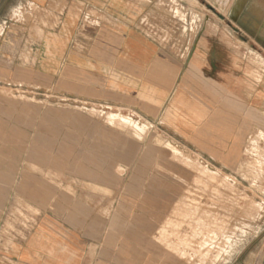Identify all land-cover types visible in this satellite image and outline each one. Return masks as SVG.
Listing matches in <instances>:
<instances>
[{
	"label": "rangeland",
	"instance_id": "obj_1",
	"mask_svg": "<svg viewBox=\"0 0 264 264\" xmlns=\"http://www.w3.org/2000/svg\"><path fill=\"white\" fill-rule=\"evenodd\" d=\"M66 1L58 17V12L47 11L49 0H0V241L11 231L22 235L34 222L35 210L20 203V179H65L78 185L106 176L108 183L117 178L120 184L123 242L137 244L145 264H264V0H138L149 6L139 12L134 33L182 61L201 35H236L224 21L227 16L217 15L214 7L244 5L241 18L246 24L241 28L257 47L245 45L244 55L252 62L257 84L253 98L259 101L252 99L256 109L247 126L239 124L232 152V140L223 147L187 140L163 122H149L116 103L122 91L114 71L101 96L25 83L26 69L20 62L40 69L44 61L48 70L52 64L57 70L83 59L63 60L64 51L56 57L53 51L63 43L46 35L38 51L28 41L33 54L28 49L21 60L18 43L8 49V32H16L13 38L18 39L27 22H40L45 33H65L66 28L68 46L76 55L82 54L83 35L93 38L106 25L119 29L111 16L114 11H108L106 24L97 26L102 19L96 10L104 12L102 6H109L110 0ZM38 28L34 34L42 35ZM9 50L16 59H4ZM36 162L48 169L35 167ZM69 185L66 190L72 193Z\"/></svg>",
	"mask_w": 264,
	"mask_h": 264
},
{
	"label": "crops",
	"instance_id": "obj_2",
	"mask_svg": "<svg viewBox=\"0 0 264 264\" xmlns=\"http://www.w3.org/2000/svg\"><path fill=\"white\" fill-rule=\"evenodd\" d=\"M64 4L68 1L49 0L47 11H56L60 17L57 10L63 7L64 12L67 7ZM107 4L110 5L102 6L104 12L96 10L102 19L97 26L106 24L110 16L108 11L122 12L117 17L111 13L119 29H109L106 25L104 29L99 28L101 30L93 38L83 35L82 54L75 55L73 48L68 46L66 28L65 33H45L44 25H38L40 22H27L18 39L13 38L16 32H8V49L10 43H18L16 52L21 60L29 51L33 54L34 49H29L27 42H34L38 51L46 35L59 45L63 43L62 47L54 46L56 57L64 51L63 60L83 59L82 63L67 64L57 70L52 68L53 64L48 70L44 61L40 62V69L20 62V68L26 69L25 83L51 86L66 93L101 96L110 83L108 75L114 71L116 84L122 91L116 103L133 108L149 122H163L167 130L187 140L194 139L212 147H223L232 140L231 152L234 151V142L239 136L236 130L240 123L242 127L250 123L256 109L253 103L259 101L253 98L257 84L252 62L247 54L244 55L247 49L257 48L256 40L241 28L246 24L241 18L244 5L236 2L230 7H214L218 15L227 16L224 21L236 35L199 36L187 62V59L182 61L172 55L164 46L134 33L139 12L149 4L138 3V0H110ZM38 27H42V35L34 34ZM235 38L242 44L236 43ZM34 55L39 56L37 52ZM4 56L8 60L17 58L11 50ZM5 71L10 76V70ZM36 144L33 153L37 155L39 144ZM35 167L48 169L37 162ZM116 179L108 183L105 176L94 181L82 180L78 185L66 184L70 180L65 179L50 183L42 178L20 179V203L35 210L34 222L22 235L11 231L3 236L0 264H145L146 259L139 253L142 249L137 244L123 242V196ZM68 185L73 188L72 193L66 190Z\"/></svg>",
	"mask_w": 264,
	"mask_h": 264
},
{
	"label": "flooded vegetation",
	"instance_id": "obj_3",
	"mask_svg": "<svg viewBox=\"0 0 264 264\" xmlns=\"http://www.w3.org/2000/svg\"><path fill=\"white\" fill-rule=\"evenodd\" d=\"M217 13V12H216ZM217 15H218V13H217Z\"/></svg>",
	"mask_w": 264,
	"mask_h": 264
},
{
	"label": "bare ground",
	"instance_id": "obj_4",
	"mask_svg": "<svg viewBox=\"0 0 264 264\" xmlns=\"http://www.w3.org/2000/svg\"><path fill=\"white\" fill-rule=\"evenodd\" d=\"M191 212V211H190Z\"/></svg>",
	"mask_w": 264,
	"mask_h": 264
}]
</instances>
